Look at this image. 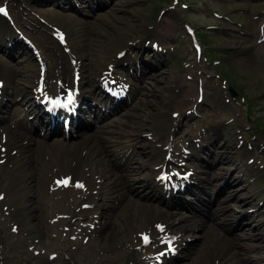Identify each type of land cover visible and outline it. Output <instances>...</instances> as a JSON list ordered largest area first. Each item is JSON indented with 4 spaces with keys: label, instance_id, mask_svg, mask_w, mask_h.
Returning a JSON list of instances; mask_svg holds the SVG:
<instances>
[{
    "label": "rangeland",
    "instance_id": "obj_1",
    "mask_svg": "<svg viewBox=\"0 0 264 264\" xmlns=\"http://www.w3.org/2000/svg\"><path fill=\"white\" fill-rule=\"evenodd\" d=\"M51 1L54 3L46 0H0V5L6 3L12 9L14 3L16 12L25 22L22 24L24 26L22 30H27L35 38L36 34L44 32L43 28L46 26L50 27V30L55 26L63 28L69 34L67 44L77 47L79 57L85 58L84 75L86 79L96 77L106 67L105 63L116 64L114 70L117 72L114 77L124 76L127 71L125 66L118 64L119 49H126V52L127 49L128 51L139 50L137 63L141 62L140 65L146 66L147 71L153 75L146 79L135 80L141 89L140 94L134 97L129 108L107 122L109 130H117L121 132V135L108 133L109 131L103 134V137L110 142H104L106 152L101 157L108 159L112 157L109 164L116 166L123 162V154H131L121 145L124 136H130L136 141L141 138L148 141L147 132L153 125L154 119L150 115L153 113L144 116L143 111H153L155 108L151 103L148 105L149 100L154 98L147 94L151 89H155L156 93L160 94L163 90L170 88L174 91V97L168 101L169 106H166L167 103H162V100L158 101V105L159 108H166L164 117L162 116L159 122L173 123L168 138L165 137L163 141L166 143V139L167 141L170 139L177 144V148L174 149L176 156H174L172 166L178 168L180 166H176L177 164L192 161V159L187 161L185 151L195 143L194 139L200 138L201 134L205 136L216 134L213 136L214 141L212 140L214 142L213 157H208V154L205 156L206 160L210 159L212 163L218 160L219 156L216 155L220 154L215 150L217 144L221 145L223 150L228 148L229 154L223 155L226 159L230 157V164L218 163L216 172L224 167L221 178L226 179L225 181L230 180L233 184L232 187H227L226 192L228 190L239 191L240 194L247 195L246 197L252 203L247 205L245 212L260 207L262 215L258 219L264 223V0H105L106 3L103 5H96L94 0L90 2L73 0L76 4L70 0L73 9L70 7L71 4ZM88 7H91L90 11ZM186 23L195 30L203 47L201 57L193 51V37L186 33ZM27 51L23 49L19 53H14L12 57L0 46V57L8 65L26 75L22 80L16 76L12 81L13 83L16 81L15 86L20 82L22 83L20 88L32 90L37 80V69L36 64L30 61L32 54L30 56ZM200 84L204 89L205 100L204 104H200L198 110H195ZM229 87L237 92V102L230 94ZM185 99H192V102L180 106ZM156 113L154 110V114ZM89 116L87 119L90 122ZM137 126L140 127L139 131H137L139 129L136 128ZM205 132L210 134H204ZM95 133L91 131V134ZM255 133L258 136H255ZM55 139L56 137H51L47 141L53 145ZM78 139L76 137L72 142ZM242 146L244 150L241 149ZM239 153L242 155L240 156ZM133 155V165L137 166L135 160L141 158L140 149L137 148ZM116 156L119 159L115 158ZM234 159L235 164L233 165ZM237 165L242 167L246 176H243L244 174L234 176L231 169ZM248 167H252L253 170ZM140 172L141 174L129 176L126 171L120 169L119 175L130 180L137 190L135 199L145 203L143 198L150 195V190L142 183L141 177L144 169ZM233 177H242V181L239 178L231 181ZM3 182L0 179V188ZM225 184L226 182L220 188L225 187ZM245 185L251 187L249 194L244 190ZM44 187L45 181L33 182L29 200L32 202L45 201ZM220 188L216 190L213 187L208 192L206 191V194L215 196ZM229 194L230 192L226 193V195ZM200 195L207 196L203 192ZM228 197L226 196L225 203L228 212H237L235 208L241 210L240 201ZM129 198L131 197L125 196L122 199L120 197L115 202L109 193H103L100 201L103 214L99 220L101 224L108 222L105 225L107 227L104 229V234L106 231H115L117 223H123L122 210L133 204L131 200L127 201ZM150 202L157 208L160 206L154 200ZM174 211L178 214L176 215L178 218L188 214L185 209ZM38 213L36 211L31 214V211L18 209L14 219L6 216V213L4 216L7 217L11 228L19 222L24 234L30 233L33 240L27 243L29 247L43 251L45 248L48 249L49 241L44 234V219L41 218L43 215ZM237 213L241 214V211ZM196 220H199V217ZM70 221L75 223L78 220L70 219ZM249 224L251 223H245L244 229L240 230L236 226H228L227 236L231 237L237 245L239 243L248 244L250 241L248 236L253 234ZM10 237L12 241L0 231V264H48L46 260H43V254L34 258L23 246L12 249L18 237ZM101 238L102 235L98 237V240ZM38 239L41 240L40 245L34 243ZM8 244L9 252H6ZM252 244L261 243L253 240ZM60 247L58 249L61 253L60 259L52 264H89L83 260H88L96 254L98 249V246L94 245L93 249L83 255L73 257L71 254L69 260L62 254L66 248L61 250L62 245ZM234 249H241V247ZM239 252L246 254L244 250ZM187 253L184 255L186 256ZM248 254L259 259L264 257L263 253L259 254L254 251ZM67 255L70 258L68 253ZM124 255L122 254L118 261L123 262ZM187 261L185 258L173 264H185ZM113 263L109 262V264Z\"/></svg>",
    "mask_w": 264,
    "mask_h": 264
},
{
    "label": "bare ground",
    "instance_id": "obj_2",
    "mask_svg": "<svg viewBox=\"0 0 264 264\" xmlns=\"http://www.w3.org/2000/svg\"><path fill=\"white\" fill-rule=\"evenodd\" d=\"M46 1L54 3L51 0ZM63 2L65 4H70V0H64ZM97 5H101L100 2H97ZM105 6H107V4ZM70 7L73 9L72 4ZM91 7H88V11L91 10ZM11 10H13L14 13L15 25L18 27L12 26L10 22L8 23L6 18L0 16V46L2 50L13 56L14 53H19L23 51V49L26 50L28 48V39H32V41L37 43L42 42L41 45L50 55L48 56L46 52L43 54L47 66V74L44 83L41 85L39 82V71L35 86L36 94H34V96H31L32 94L29 93V91L25 92L23 88H20L22 83L18 82L15 86V81L11 84L16 76L20 77L22 80L26 75L20 70L8 66L5 60L0 57V108L5 107L7 111L11 112L13 117L18 116L17 119L11 118L9 121L0 119V175H2V173L7 175L6 178H1V180L4 181L0 190V195L2 197L1 204L7 206V209L11 213L19 208L31 211V214L36 211L39 212L43 215L41 216V218L44 219L43 227L48 235H58L62 232L60 225L67 224V221H63L62 218L64 214H68L76 209H83L81 217H86L90 225V227H84V231L86 233L89 231L92 233V230H95L96 233L102 235L101 240L96 243V245H98L97 256L95 257L98 258L97 264H107L108 261L114 260L120 255V252L126 249H138L142 244L140 237L144 234L151 235V238L156 241L158 245L156 248H159L158 253L163 250H168L171 247L174 249L177 248L178 252L180 250L186 253L188 252L186 255L188 261L185 264H262V262H264V257L259 259L248 254L251 251L264 254V223L258 219V217L262 215V213H260L262 211L260 208L256 209L255 207L256 211L254 213L245 212L247 205L252 203L248 197H246L247 195L240 194L239 191L228 190L226 192L227 187H232L233 184L230 180L225 181L226 179L221 178L224 167H221L219 172H216L218 163L230 164V157L226 159L222 153H219L220 155H216L219 156L216 162L212 163L210 159H208L209 162L207 161L201 164L198 159V156L201 155L200 152L196 145H191L190 153L195 162L191 161L190 165L188 164V166L181 169L180 174H186L192 167L197 171V178L195 180L199 182V185L195 186L198 191L194 192L197 203L186 204L180 201L181 198L177 196L178 192L173 194L165 190V184L173 182L178 177L175 176V172L170 174H174L172 181L163 182L159 180L160 176L165 172L163 168H168L167 165L169 164L168 156L172 144L166 142L163 145V141L165 137H168L172 126L168 121L159 122V119L162 116L164 117L166 108H159L158 101L162 100V103H167L166 106H169L168 101H171V97H174V91L167 88L158 94L155 89H151L147 94L156 99L149 100L148 103V105L151 103L155 108L152 107L157 112L156 114H154V110L148 112L143 111L144 116L153 113L150 114L152 119H154L153 125H151L150 130L147 132L148 135L151 136V140L145 141L141 138L136 141L130 136L123 137V142L121 143L127 150H133L135 148L136 151L137 148L140 149L141 158L135 160V163L138 165H133L132 154L131 157L125 159L122 165L117 164L116 166H110V159L101 157L106 152L104 142H110L107 138L103 137V134L109 131L108 133L121 135V132L119 133L117 130H109L108 125H106L108 117L119 113L121 106L120 109H115L111 111L110 114L106 115L100 110L102 109L101 106L90 105L89 103L87 104L86 101L88 102V98L89 100L94 98L98 100V102H101L102 98H98L99 92L103 93L107 98L119 97V89H122L126 93L139 94L141 89L138 84L133 83V80H142L153 75L147 71L146 66H144V69L139 67H127L129 71L128 76L132 80L127 83H121L114 78V74H116L114 69H103L96 77L93 76L90 77V79H86V76L81 73V71L84 72L82 68L86 65L78 58L73 57L71 60V54L65 53L64 50L60 48V43L54 40V35L57 34L55 31L50 33L48 28H43L44 32L39 35L40 39L36 38L37 40L30 36V32L27 30H23L25 36H22L20 33L16 32V30L17 28L22 30V24L25 22L20 18L19 13L16 12L14 3L12 4ZM26 19L28 20V18ZM31 20L33 21V19ZM50 35H52L53 38ZM74 51L73 48L72 53ZM121 51L122 50L119 49L117 53ZM74 60L76 61L73 62ZM127 62L128 65L136 63L135 60L131 58H128ZM70 63L75 65L73 66ZM121 65L126 66V62L123 61ZM108 82L117 85V87L109 85ZM132 86H135L136 89H132ZM38 87H43L45 89L44 94L55 96V98L53 97L54 99L51 98V100L53 99L54 102L60 103L59 106L55 104L53 107H50L55 117L69 115L73 108L75 110L74 113H78L76 125L77 135L80 138L79 142H72V140H70L72 139V135H70L69 139L65 138L64 128L62 130L61 126L62 122H59L52 130L46 121H42L41 112H38V108L34 107L38 98L43 100L41 95L39 93L37 94ZM105 88L109 90L106 91ZM10 91H12L11 95L13 97H10ZM14 94L15 96L18 95L16 99H18L19 102L15 100ZM5 97H9V99H5L4 102ZM182 97L183 96H181V98ZM187 102H192V99H185L181 102L180 106H183ZM67 104L69 106L68 110L63 107ZM125 104L126 105H123V107L127 106L129 103L126 101ZM1 113L2 110L0 109V114ZM89 114L95 115L97 118L96 122L98 119H102L99 120L97 126L89 125L86 122V117ZM96 115L100 116V118ZM33 116H35V121L29 120V118ZM103 124L104 126H102ZM40 126L47 128L49 137L62 136L63 139L57 138L52 145L46 142L45 139L47 135L44 138L36 137L35 135L40 134V130L38 131ZM136 128H139L137 131L140 130V127L137 126ZM90 130H95L96 133L90 135ZM208 139L212 144L213 138L206 136L202 139L203 145L201 146V150L206 151L210 157H213L212 154L214 153H212V151H207L209 145H211L208 144L209 142H206ZM224 154L227 153L225 152ZM234 164L235 159L233 160V165ZM119 168L122 171H126L129 176L132 174H141L140 170L144 169L142 173L144 181L142 182L146 187L151 189L150 195L143 198L146 201L145 203L135 199V194L137 193L135 186H133L126 177H121L119 175ZM231 171L236 177L244 174L240 165L232 167ZM243 176L246 175L244 174ZM66 177H71L72 183H84V194L80 196L79 199L74 200L72 198H65V201L61 202L55 198V195L50 194L49 201L51 204L47 203L46 200L41 202H32L29 200V195L31 193L30 188L33 182L38 180L39 182L47 181V186L50 188L51 192L55 193L56 191L58 193L64 188H54L56 181L62 180L63 178L66 179ZM238 178L242 181V177ZM238 178L233 177L231 181L234 179L236 181ZM225 182V187L220 188ZM183 184V186H187L188 182L183 180ZM183 186L179 184L178 191L181 190ZM213 187L216 190L220 188L219 192L215 196H209L208 193L206 194V191L208 192ZM250 188L249 185H245L244 190L249 194ZM189 189L190 186L185 188L186 191ZM103 190L107 191L111 196H114V199L129 194L131 198H129L128 201L131 200V203H133L131 207L122 210L121 217L123 223H117V225H115V231H106L105 234L104 229L107 227L105 225H107L108 222L105 221L104 224L100 223L101 225H97L95 221L98 215L101 216V214H103L98 204V200L104 192ZM73 191H76L74 187ZM202 191L207 195L204 198L198 194ZM229 192L230 194L226 195V193ZM222 196L223 198L221 199ZM226 196L240 201L241 215L235 212H228V208H226L225 204L227 201ZM167 197L172 201L169 207L180 205L189 209L192 219L199 216L206 218V214H209L216 217V219H221L223 222L220 225L213 224L211 227L210 224L206 225V220L203 219L201 220L202 222L199 219L194 223L184 218H176L175 212L156 208L150 202L155 198L160 204L166 202L168 205L169 203L166 200ZM179 201L181 203H179ZM224 223L227 224L224 225ZM245 223H251L248 226H250L253 234L252 236H248L250 240L248 244L239 243V245H237L232 241L231 237L227 236L226 228L231 224H233L231 226L236 224L239 230L242 228L244 229ZM159 225L164 226L163 230H158ZM72 234L73 231L67 233V237L70 238ZM54 238L55 236H53L52 239ZM190 238L193 240H189ZM19 240H21V238H19ZM253 240H257L261 244L254 245L252 244ZM56 242H58V240H56ZM53 247L55 246L51 245V250H55ZM236 247H241V249H234ZM240 250H244L246 254L239 252ZM82 251L83 249L80 246V242L77 241L76 252L81 253ZM144 253L145 252L137 253L139 264L146 263L145 260H147V257H144ZM171 256V254L169 257L163 256L164 264H168L170 260H173L170 259ZM93 262L96 263L97 259H92L91 263ZM154 264L157 263L154 262Z\"/></svg>",
    "mask_w": 264,
    "mask_h": 264
},
{
    "label": "snow or ice",
    "instance_id": "obj_3",
    "mask_svg": "<svg viewBox=\"0 0 264 264\" xmlns=\"http://www.w3.org/2000/svg\"><path fill=\"white\" fill-rule=\"evenodd\" d=\"M0 13L4 14V15H7V11L4 9V8H0ZM61 39H63V37H61ZM65 184H67V181L64 182ZM78 187H83L82 185H77ZM163 230V229H161ZM145 243H149V238L147 236L143 237Z\"/></svg>",
    "mask_w": 264,
    "mask_h": 264
}]
</instances>
